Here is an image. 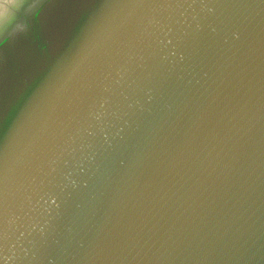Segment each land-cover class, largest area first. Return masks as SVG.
<instances>
[{"label":"water","instance_id":"obj_1","mask_svg":"<svg viewBox=\"0 0 264 264\" xmlns=\"http://www.w3.org/2000/svg\"><path fill=\"white\" fill-rule=\"evenodd\" d=\"M0 43V264H264V0H42Z\"/></svg>","mask_w":264,"mask_h":264},{"label":"clouds","instance_id":"obj_2","mask_svg":"<svg viewBox=\"0 0 264 264\" xmlns=\"http://www.w3.org/2000/svg\"><path fill=\"white\" fill-rule=\"evenodd\" d=\"M41 3L42 0H0V43L23 33L27 28L26 18Z\"/></svg>","mask_w":264,"mask_h":264}]
</instances>
